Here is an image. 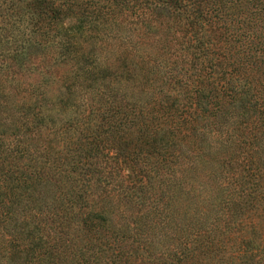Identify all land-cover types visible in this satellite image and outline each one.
Returning <instances> with one entry per match:
<instances>
[{"label":"trees","instance_id":"trees-1","mask_svg":"<svg viewBox=\"0 0 264 264\" xmlns=\"http://www.w3.org/2000/svg\"><path fill=\"white\" fill-rule=\"evenodd\" d=\"M0 264H264V0H0Z\"/></svg>","mask_w":264,"mask_h":264}]
</instances>
